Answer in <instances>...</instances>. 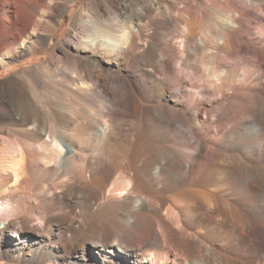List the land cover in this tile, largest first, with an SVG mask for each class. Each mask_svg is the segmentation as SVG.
Returning <instances> with one entry per match:
<instances>
[{
    "label": "bare ground",
    "instance_id": "bare-ground-1",
    "mask_svg": "<svg viewBox=\"0 0 264 264\" xmlns=\"http://www.w3.org/2000/svg\"><path fill=\"white\" fill-rule=\"evenodd\" d=\"M4 72L0 264H264V0H0Z\"/></svg>",
    "mask_w": 264,
    "mask_h": 264
},
{
    "label": "rangeland",
    "instance_id": "rangeland-1",
    "mask_svg": "<svg viewBox=\"0 0 264 264\" xmlns=\"http://www.w3.org/2000/svg\"><path fill=\"white\" fill-rule=\"evenodd\" d=\"M69 24H67L66 26H64L59 34V36H63V34L66 32L67 28H68ZM51 57V53H43V52H38L36 53L34 59L32 61H30V63H28L29 66H33L36 64H41L42 62L48 60ZM11 74V72H4L3 74H0V79H4L9 77Z\"/></svg>",
    "mask_w": 264,
    "mask_h": 264
}]
</instances>
